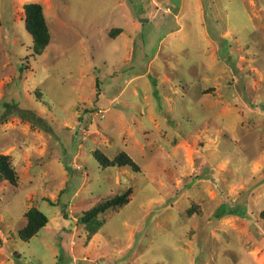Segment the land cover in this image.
Masks as SVG:
<instances>
[{
    "label": "rangeland",
    "instance_id": "1",
    "mask_svg": "<svg viewBox=\"0 0 264 264\" xmlns=\"http://www.w3.org/2000/svg\"><path fill=\"white\" fill-rule=\"evenodd\" d=\"M0 20L17 177L0 178V264H264V0H0ZM125 193L90 235L83 214ZM32 208L49 223L23 241Z\"/></svg>",
    "mask_w": 264,
    "mask_h": 264
},
{
    "label": "trees",
    "instance_id": "2",
    "mask_svg": "<svg viewBox=\"0 0 264 264\" xmlns=\"http://www.w3.org/2000/svg\"><path fill=\"white\" fill-rule=\"evenodd\" d=\"M24 9L26 15V29L32 36L34 52L36 55H41L51 42V35L47 26L43 7L37 3H30L25 5ZM1 25L2 22L0 20V27ZM119 33H121V30H116L114 32L112 31L111 35L114 36ZM94 158L104 168L129 167L132 168L134 172H139L138 165L125 153L111 160L100 151H97L94 153ZM0 178L8 181L11 185L15 186L17 184L16 173L9 162V158L2 155H0ZM128 196L129 193H125L123 195L103 199L83 214L81 221L88 226L90 235L96 234L99 230V228L92 226L91 222L95 221L99 215L111 209L124 206L128 201ZM261 217L264 220V212L261 214ZM26 218L27 226L20 233V237L23 241H28L49 223L48 217L36 208L29 210L26 214Z\"/></svg>",
    "mask_w": 264,
    "mask_h": 264
},
{
    "label": "water",
    "instance_id": "3",
    "mask_svg": "<svg viewBox=\"0 0 264 264\" xmlns=\"http://www.w3.org/2000/svg\"><path fill=\"white\" fill-rule=\"evenodd\" d=\"M143 22H147V20H143Z\"/></svg>",
    "mask_w": 264,
    "mask_h": 264
}]
</instances>
